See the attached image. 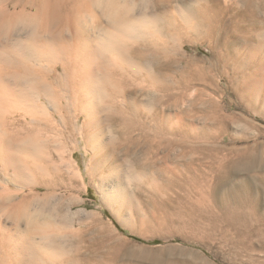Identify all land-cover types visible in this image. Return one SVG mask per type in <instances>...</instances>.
Listing matches in <instances>:
<instances>
[{
	"label": "rangeland",
	"instance_id": "1",
	"mask_svg": "<svg viewBox=\"0 0 264 264\" xmlns=\"http://www.w3.org/2000/svg\"><path fill=\"white\" fill-rule=\"evenodd\" d=\"M195 1L0 0V28L16 26L20 41L31 32L56 35L44 31L51 9L61 13L51 31L69 39L66 24L78 21L83 35L101 44L110 36L104 14H147L143 38H119L130 48L122 56L166 86L159 91L131 76L125 61L112 67L108 50L101 74L119 90H143L135 118L126 108L118 115L98 109L89 117L97 124H87L76 105L83 97L75 107L65 101L64 117L47 107L50 127L26 123L23 113L12 124L6 114V137L17 144L13 166L0 164V235L51 242L48 264H264V21L241 16L255 0ZM70 10L75 16L66 15ZM157 56L162 74L152 67ZM22 59L18 72L25 65L43 70L39 78L54 85L64 78L52 72L54 63ZM90 97L101 108L112 104ZM23 140L28 161L18 146ZM28 221L37 226L35 240L24 237Z\"/></svg>",
	"mask_w": 264,
	"mask_h": 264
},
{
	"label": "bare ground",
	"instance_id": "2",
	"mask_svg": "<svg viewBox=\"0 0 264 264\" xmlns=\"http://www.w3.org/2000/svg\"><path fill=\"white\" fill-rule=\"evenodd\" d=\"M190 1H193V0H190ZM255 1L256 3L248 2L247 4L248 8L242 11L241 16L244 20H249V19L250 20H255V19L260 20L262 18L264 21V0H260V2H258L257 0ZM64 5H65V2H64ZM54 6L56 5L54 4ZM99 7H101V4H99ZM47 8L50 9V7H47ZM57 12L58 10L55 9V11L52 12V9H51L50 15L49 16L47 15L48 18L51 17L50 18L51 21L48 25L46 24L47 26L44 31L46 33H51L50 36H52L53 33L56 34V35H53L51 38H47V39L37 38L35 33L31 32V33L26 34L27 36L24 39L25 41H22V39L20 41L19 32L17 31V29H15L16 26L9 29L7 33L6 32L4 33V30L0 28V66L1 64L3 65L6 64L8 68V71L5 70L6 72L3 71V68L0 69V164L4 165L5 167L13 166L14 162L12 161L13 159L11 156V152L14 149L13 144L16 143L14 140L13 142H11L10 140L12 139L11 137L9 136H8L9 138L6 137L9 134V132H7V129H6L7 122L4 118L6 117L5 115L8 113L11 114L12 124L16 122L15 121L16 117L17 116L20 117L21 116L20 113H23L22 115L23 117H21V119L25 117L24 119L26 123H28V120H30V122L34 121V124H37V126L39 127L41 126L50 127L51 126L50 122L53 120L52 118L53 116L50 115L49 112H47L49 111L48 108L54 112H57L59 116H62V113L65 112V106L63 105L65 101L68 102V100H70V102L73 103L71 105L74 106L75 105L74 102L79 103L82 101L80 100V97H83V99L85 100L84 101L85 103L82 101L83 103L82 105L80 103H79V106L78 104H76L77 107H81V109L78 110L80 112L78 113V115L79 116L85 115L86 117H88L86 118L88 119L87 124H91V123L97 124V121L96 122L90 121V118H91L90 116L95 115L96 113L94 111L96 110L97 112L98 109L99 111H102V112L112 111L116 113V115H118L119 109L126 108L133 114V118H135L134 116L138 115L141 112V105L138 102H134L136 101L135 97H138V93L140 91L143 92L141 88L133 89L129 84H126V86L124 85V87H122L123 86L122 85L121 90H119L118 87H120V85L117 84L118 82L117 83L112 82L109 79L110 77L107 78L105 74H101L102 73L101 71L106 69V64L104 62V56L102 54L106 51L108 52V50L111 51L113 54L111 64L112 65L114 64V65L112 67H116L115 65L120 64L122 61L123 62L125 61L128 68H131V69L133 68L134 72L132 73L131 76L136 77L141 82L149 81L150 83L154 84V86L158 87L159 91L162 89L164 90L166 87L164 81L162 80L159 81V79H157L154 76L153 77L145 76V74L143 73L144 69L142 67L140 66L138 67L137 65L130 62V60H128L129 58L126 59V57H124L125 54L122 56V53L124 52L123 50L124 49L129 50L130 48H124L123 44L120 45L119 42L121 40H119V38L121 36L133 37L134 33H137V36H139V38H143L145 36V32L141 26H143L144 25L143 23L147 21L146 20L147 14L143 15V13L142 14L136 13L135 15V13L133 12L134 15H129L128 12H125V13L122 12L118 14L116 12L112 13V11L109 12L108 14H104V16L107 15L111 21L110 26L106 28L109 31L110 36H108L109 38H106L107 41L109 40L107 44L105 42L104 44L103 43L101 44V43H98V41H93L92 39L88 38L87 37L88 35L84 36L83 33L85 31L83 30L84 32L82 33L81 30L83 26L78 21H73L72 22L73 26L71 25L72 27L69 26V24H66L67 26L66 28L68 29V31H71V36L69 34L70 36L69 39H66L63 36V30H60L57 32L51 31V22L59 21L58 17H60L61 13L59 14L58 12L59 14L58 15ZM68 14H71L70 16H75L72 10L66 12V15ZM70 16L66 17V19L68 20ZM0 17L1 19L3 18V16H0ZM188 17H190V15ZM42 20H44V18ZM3 29H4V26H3ZM7 29L8 27L6 28V30ZM45 37H46V34H45ZM140 48L136 49L135 51L133 50L136 56L143 54L142 52L143 49L141 48L142 49L141 50ZM24 54L27 56H30L31 60L35 62L54 63V68L51 70L52 72H55V74H56V71L58 70L62 71L63 75L61 76H63L64 78L59 79V81L58 79L55 81L56 82L55 85L61 92H58V90L54 88L55 85L51 82H48L47 79L45 80L46 82H43L44 80L42 79L43 80L42 81L41 78H39L38 72H42L43 71L42 69H41L42 71H39V70L35 71L34 67H32L33 68L32 70L30 68L31 66L27 67V65H25L26 67L25 66H23V68L21 67L22 71L20 69V71L18 72L19 64L20 65L23 64L22 61L26 60V59L24 60L22 59V57H24ZM101 55L103 56V58ZM27 60L29 59L27 58ZM155 60L156 62L154 66L152 67L154 68L155 72H159L162 74L165 71V68L160 64V62H158V56L155 57ZM48 69L50 70V68ZM113 69H115L116 72L117 70H120L118 67L113 68ZM38 78L40 80V83L38 81ZM99 92L102 95H100ZM65 93L66 94L68 93V94L66 95ZM98 95L103 96V97L106 96L107 98H110L112 100L111 106L106 105L105 107L101 108L102 106L99 104L95 103L94 105L95 101L93 98L91 99L90 96H98ZM88 97H90L91 101ZM46 104H48V106H46ZM253 108H251V110ZM261 108L262 107L258 108L259 109L258 111H262L263 108L262 109ZM119 117L114 116V118H112V121L114 123L123 125L122 118L118 119ZM50 119L52 120L50 121ZM109 119L111 118H109L108 116V120ZM55 122H58V121H55ZM134 125L135 124H130L129 128L134 130V128L136 127ZM136 125L139 126L140 128L143 127L142 126L143 124H140L138 122H136ZM125 126H127V124H125ZM155 129L159 130L160 129L159 125H157ZM16 144L14 146H16ZM18 146H21L19 147V150L22 151L21 158L23 159V161H28V159H30L32 155L29 154V152L25 151L24 146L28 147L30 145H27V141L23 140L22 142H20V144H18ZM104 158H103V161H104ZM103 161L101 160V162ZM43 187L44 185L36 184L32 188L40 189ZM7 206L8 205H6L5 207L8 208ZM32 224L33 223H31V221L27 222L25 226L26 236L24 235V237L30 240L31 239L35 240L39 232H38L36 224H33V225ZM16 229L19 230L20 234L22 233L20 232L21 231L20 223L16 225ZM21 236H19V241L21 240L20 239ZM11 237L12 236L10 235L7 237L6 234L0 235V264H22L23 262H26L29 264H44V263L48 264L49 261L48 262L46 261L47 259L49 260L50 255L52 254L51 253L52 249H53V248H50V246H52L51 242H31V241L27 242L28 240L26 242H19L17 240H16L17 242L16 241L9 242L8 239ZM25 240L23 238L22 241H25ZM46 254H49V255H46ZM14 255L17 256L18 259H16ZM24 255L26 256L27 259L24 257ZM23 257L25 259H23ZM53 259H54V256H53Z\"/></svg>",
	"mask_w": 264,
	"mask_h": 264
}]
</instances>
